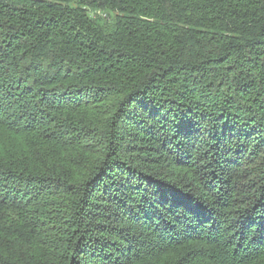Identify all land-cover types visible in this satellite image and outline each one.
Returning <instances> with one entry per match:
<instances>
[{"label":"trees","instance_id":"obj_1","mask_svg":"<svg viewBox=\"0 0 264 264\" xmlns=\"http://www.w3.org/2000/svg\"><path fill=\"white\" fill-rule=\"evenodd\" d=\"M0 264H264V0H0Z\"/></svg>","mask_w":264,"mask_h":264},{"label":"rangeland","instance_id":"obj_2","mask_svg":"<svg viewBox=\"0 0 264 264\" xmlns=\"http://www.w3.org/2000/svg\"><path fill=\"white\" fill-rule=\"evenodd\" d=\"M229 177H230V176H229ZM229 177H228V178H229ZM232 194L234 195V193H232Z\"/></svg>","mask_w":264,"mask_h":264}]
</instances>
